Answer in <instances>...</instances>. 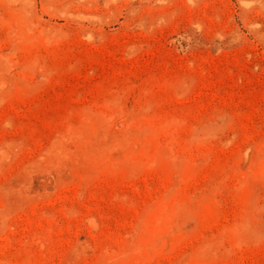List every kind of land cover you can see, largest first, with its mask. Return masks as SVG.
Returning <instances> with one entry per match:
<instances>
[{
	"label": "rangeland",
	"instance_id": "374dc122",
	"mask_svg": "<svg viewBox=\"0 0 264 264\" xmlns=\"http://www.w3.org/2000/svg\"><path fill=\"white\" fill-rule=\"evenodd\" d=\"M0 264H264V0H0Z\"/></svg>",
	"mask_w": 264,
	"mask_h": 264
}]
</instances>
